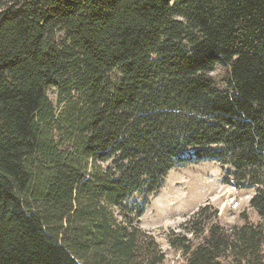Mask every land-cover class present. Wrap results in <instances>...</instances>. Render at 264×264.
Segmentation results:
<instances>
[{"label":"trees","instance_id":"trees-1","mask_svg":"<svg viewBox=\"0 0 264 264\" xmlns=\"http://www.w3.org/2000/svg\"><path fill=\"white\" fill-rule=\"evenodd\" d=\"M202 161L264 220V0H0V264H162L136 221ZM210 210L169 247L264 264V222Z\"/></svg>","mask_w":264,"mask_h":264},{"label":"rangeland","instance_id":"rangeland-1","mask_svg":"<svg viewBox=\"0 0 264 264\" xmlns=\"http://www.w3.org/2000/svg\"><path fill=\"white\" fill-rule=\"evenodd\" d=\"M226 70L221 66L214 68L211 77L216 84H221ZM46 95L54 105L57 104L54 88H49ZM228 171L227 166L215 161L175 167L169 171L161 188L148 197L144 213L136 224L152 235L164 252L165 260L162 264H186V258L169 247L167 235L171 231L184 234L185 222L201 207H209L210 212L215 211L214 222L226 230L241 226L242 215L253 225L264 222L248 204L254 189L233 188L231 181L226 183L225 180ZM230 196L236 197L239 202L236 209L227 204ZM132 200L141 201L139 195ZM197 219L199 217L192 222L195 223ZM197 242L194 240V243Z\"/></svg>","mask_w":264,"mask_h":264},{"label":"built area","instance_id":"built-area-1","mask_svg":"<svg viewBox=\"0 0 264 264\" xmlns=\"http://www.w3.org/2000/svg\"><path fill=\"white\" fill-rule=\"evenodd\" d=\"M230 184H231V186H232L233 188H235L234 185H233L232 183H230ZM227 204H228L229 206H231L233 209H236V208L239 206V202H238V200L236 199V197H233V196H230V197H229V199H228V201H227Z\"/></svg>","mask_w":264,"mask_h":264}]
</instances>
